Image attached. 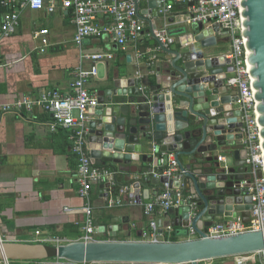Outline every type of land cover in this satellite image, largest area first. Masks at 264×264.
Segmentation results:
<instances>
[{
  "label": "water",
  "instance_id": "1",
  "mask_svg": "<svg viewBox=\"0 0 264 264\" xmlns=\"http://www.w3.org/2000/svg\"><path fill=\"white\" fill-rule=\"evenodd\" d=\"M133 1L152 37L149 68L155 83L147 85L129 72L125 77L114 76L113 86L99 95V105L91 110L95 119L89 123L90 154L96 165L110 164L128 173L130 195L139 204L152 203L168 182L173 188H183L181 194L187 200L165 212L166 229L188 235L193 228L196 237L177 241L118 239L119 232L131 234L130 221L112 213L111 224L96 229V233L107 229L111 239L71 240L59 245L0 239V260L58 257L78 264H204L258 253L263 263L264 231L221 237L208 234V228L217 222L238 217L249 222L252 208L251 196L241 185L248 168L241 111L236 93L226 83L234 75V67L224 54L214 53L222 47L217 35L221 27L199 22L174 28L173 24L168 29L173 42H163L159 29L164 23L158 25L164 19L159 13L161 1L149 0L145 9H140L138 0ZM240 2L264 148V0ZM152 79L148 78L149 83ZM220 150L230 164L218 160L215 153ZM169 153L178 162L175 178L165 175L166 166L160 164L162 156ZM103 187L112 189L109 183ZM157 227L164 232L163 219Z\"/></svg>",
  "mask_w": 264,
  "mask_h": 264
},
{
  "label": "crops",
  "instance_id": "2",
  "mask_svg": "<svg viewBox=\"0 0 264 264\" xmlns=\"http://www.w3.org/2000/svg\"><path fill=\"white\" fill-rule=\"evenodd\" d=\"M138 1L140 9L148 6L149 0ZM184 8V4L178 6L183 13H177L179 17H176V21L185 17ZM2 12L0 29L5 18ZM73 16L72 11L61 8L54 13L46 8H24L17 30L10 35H0V105L13 103L22 96L38 100L44 92L54 89L68 93L75 72L80 67H91L93 62L86 56L96 52L110 51L115 55L113 60L99 62L98 75L88 82L89 90L98 96L113 86L114 76L118 74L125 77L129 72L131 76H140L147 85L155 83L149 68L152 37L147 32L146 23L139 42L142 56H138L133 46L123 50L110 37H90L78 45L74 41ZM163 18L158 21L159 26L165 24L166 19ZM175 25L174 28L183 26L179 23ZM43 29H49V33L38 34ZM45 40L48 42L46 46ZM227 47L216 48L214 53L223 54ZM149 77L152 79L150 83ZM231 92L235 93V90L232 88ZM93 119L95 117L91 114ZM52 121V115L40 104L35 105L32 111L11 110L0 115V235L4 240L58 245L48 240L59 237L67 243L80 240L84 233L86 214L83 208L86 200L78 193V160L72 150L70 131L63 128L51 131ZM215 155L218 158L226 157L222 164L231 163L225 152L220 150ZM101 167L108 169L111 166L106 164ZM117 172L125 182H129L127 172L119 167ZM112 190L103 187V184L94 185L91 204L97 227L110 225L113 215L127 217L131 234L119 232L118 239L152 240L154 230L150 222L160 219H163L165 230L162 233L157 230L159 240L177 241L196 237V233L178 235L175 231L167 230L165 212L156 210L146 215V204L131 203L129 194L119 192L115 195ZM182 190L176 188V191ZM118 199L122 202L111 203ZM94 238L112 237L106 229L94 234ZM243 257L246 258L245 262H241ZM46 263L47 260L9 261V264ZM0 264H7V261L0 260ZM204 264L263 263L258 253H250L221 257Z\"/></svg>",
  "mask_w": 264,
  "mask_h": 264
},
{
  "label": "built area",
  "instance_id": "3",
  "mask_svg": "<svg viewBox=\"0 0 264 264\" xmlns=\"http://www.w3.org/2000/svg\"><path fill=\"white\" fill-rule=\"evenodd\" d=\"M160 1L162 5L159 7V13L166 19L164 26L159 29L163 42H173V38L168 36V29L173 24L190 25L202 22L205 26H210L213 23H218L221 32L217 35L221 44L227 39L228 47L223 54L230 59V65L234 67V75L228 77L226 83L235 90L236 105L241 111V132L244 135L242 144L247 150L246 165L248 167L247 177L241 181V185L245 194L251 196L252 199L251 219L249 222H244L241 217H238L217 222L208 228V234L211 237H221L248 231H264V148L258 122L255 90L249 73L248 52L245 47L246 37L243 35L241 2L240 0ZM0 4L11 9L1 25L0 35H10L17 30L20 13L24 8L33 10L46 8L51 13L61 8L73 12L74 41L78 45H82L83 41L90 37L102 39L110 37L123 50L133 46L136 55L142 56L139 42L144 34L145 22L138 16L133 0H0ZM183 4L185 5V17L181 21H176V17H179L177 13H183L182 9H178V6ZM170 16L175 17L174 22L168 21ZM48 33L49 29H43L38 34L47 35ZM44 42L45 46L48 45L47 40ZM86 57L91 59L93 64L89 68H78L68 93L57 89L49 90L44 92L38 100L22 96L13 103L0 105V115L11 110L32 111L35 105L40 104L53 117L50 124L51 131H57L59 128L70 131L72 150L78 160L76 174L78 193L86 200L83 208L86 214L84 233L80 240L89 241L95 239L94 234L97 229L91 204V190L96 184L109 183L113 188L117 182L115 172L96 165L90 154L88 136L91 110L99 105V96L89 90L88 82L98 75V63L113 60L115 55L113 52L107 51L91 53ZM218 160L222 162L226 160V157L219 156ZM160 164L166 166L165 175L170 178L177 176L179 167L173 153L164 154L160 159ZM130 187L131 185L123 186L120 189V194L130 195ZM186 200L187 197L181 194V191H176V188L171 187L168 182L156 199L152 203L146 204L145 214L151 215L156 210L167 212L171 208L183 205ZM114 202L121 203L122 201L121 199L111 201V203ZM130 202L137 203L133 195H130ZM150 225L154 230L152 240H159L156 235L157 222L151 221ZM192 234H195L193 228L190 229V235ZM37 235H40L39 232ZM0 239L4 240L1 235ZM48 241L59 245L63 244L65 239L54 237ZM46 260V264H78L58 257ZM245 261L246 258L243 257L241 262Z\"/></svg>",
  "mask_w": 264,
  "mask_h": 264
},
{
  "label": "trees",
  "instance_id": "4",
  "mask_svg": "<svg viewBox=\"0 0 264 264\" xmlns=\"http://www.w3.org/2000/svg\"><path fill=\"white\" fill-rule=\"evenodd\" d=\"M9 7H3L1 4H0V12H2L1 14L3 15V18L6 16V14L8 13ZM6 10H7V13H6ZM109 170H112L115 172V179H116V182H117V185L113 187V194H119L120 192V189L123 187V186H127V185H130L131 182H125L123 180V177L120 173L117 172V170H115L114 168L112 167H108ZM175 241V240H173Z\"/></svg>",
  "mask_w": 264,
  "mask_h": 264
},
{
  "label": "rangeland",
  "instance_id": "5",
  "mask_svg": "<svg viewBox=\"0 0 264 264\" xmlns=\"http://www.w3.org/2000/svg\"><path fill=\"white\" fill-rule=\"evenodd\" d=\"M227 45L222 43V48H226ZM47 259H54V258H47Z\"/></svg>",
  "mask_w": 264,
  "mask_h": 264
}]
</instances>
